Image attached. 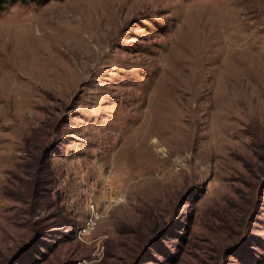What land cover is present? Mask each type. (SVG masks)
<instances>
[{
	"label": "rangeland",
	"instance_id": "obj_1",
	"mask_svg": "<svg viewBox=\"0 0 264 264\" xmlns=\"http://www.w3.org/2000/svg\"><path fill=\"white\" fill-rule=\"evenodd\" d=\"M0 264H264V0L6 7Z\"/></svg>",
	"mask_w": 264,
	"mask_h": 264
},
{
	"label": "trees",
	"instance_id": "obj_2",
	"mask_svg": "<svg viewBox=\"0 0 264 264\" xmlns=\"http://www.w3.org/2000/svg\"><path fill=\"white\" fill-rule=\"evenodd\" d=\"M50 0H0V13L6 9V7L10 5H14L17 3L21 4H30V3H46Z\"/></svg>",
	"mask_w": 264,
	"mask_h": 264
}]
</instances>
